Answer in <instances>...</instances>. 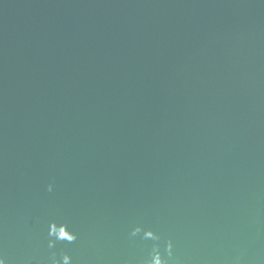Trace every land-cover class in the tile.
Returning <instances> with one entry per match:
<instances>
[{
    "label": "water",
    "instance_id": "1",
    "mask_svg": "<svg viewBox=\"0 0 264 264\" xmlns=\"http://www.w3.org/2000/svg\"><path fill=\"white\" fill-rule=\"evenodd\" d=\"M155 244L264 264V0H0V258Z\"/></svg>",
    "mask_w": 264,
    "mask_h": 264
},
{
    "label": "clouds",
    "instance_id": "2",
    "mask_svg": "<svg viewBox=\"0 0 264 264\" xmlns=\"http://www.w3.org/2000/svg\"><path fill=\"white\" fill-rule=\"evenodd\" d=\"M53 190V185L49 184L47 186V191L51 192ZM141 232V229L139 227L134 228L130 235L135 237ZM50 239L48 240V247L52 248L55 245L56 241H67V242H73L76 240V235L74 233H68L66 226H62L59 230L53 229L49 232ZM145 237H149L153 240H159L160 237L157 234H154L152 231H146L144 232ZM171 248L172 244L171 242H167L165 245V252L171 256ZM0 264H5L4 259L0 258ZM50 264H71V257L67 254H62L59 258V260L56 259L55 253L52 254L50 258ZM143 264H166V261L162 258L159 245L155 244L153 245V248L151 252L148 255V258H146L143 261Z\"/></svg>",
    "mask_w": 264,
    "mask_h": 264
}]
</instances>
